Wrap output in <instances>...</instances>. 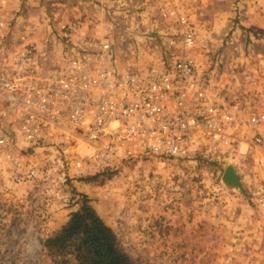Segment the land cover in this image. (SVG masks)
<instances>
[{
	"label": "rangeland",
	"instance_id": "374dc122",
	"mask_svg": "<svg viewBox=\"0 0 264 264\" xmlns=\"http://www.w3.org/2000/svg\"><path fill=\"white\" fill-rule=\"evenodd\" d=\"M172 9L194 24V56L208 83L235 90L245 75L260 71L264 0H12L5 17L15 41L28 35L41 71L62 64L67 39L59 26L67 21L110 42L118 69L125 71L165 59L162 14ZM26 158L52 169L35 185H16L0 171V264H55L42 243L67 222L82 195L137 264H264L263 226L252 233L241 223L251 210L248 194L260 180L252 154L149 157L135 163L138 170L125 164L94 181L73 178L55 155ZM230 164L245 194L222 182Z\"/></svg>",
	"mask_w": 264,
	"mask_h": 264
},
{
	"label": "built area",
	"instance_id": "2783aa9c",
	"mask_svg": "<svg viewBox=\"0 0 264 264\" xmlns=\"http://www.w3.org/2000/svg\"><path fill=\"white\" fill-rule=\"evenodd\" d=\"M11 1L0 0V171L14 184L49 179L51 164L26 158L41 153L84 178L125 164L138 170L149 157L244 151L260 175L248 203L264 219V58L240 92L208 83L194 56V24L172 9L162 14V61L120 71L110 42L67 21L59 26L62 64L41 71L28 35L15 41L10 32Z\"/></svg>",
	"mask_w": 264,
	"mask_h": 264
},
{
	"label": "trees",
	"instance_id": "16d2710c",
	"mask_svg": "<svg viewBox=\"0 0 264 264\" xmlns=\"http://www.w3.org/2000/svg\"><path fill=\"white\" fill-rule=\"evenodd\" d=\"M109 170L87 179L94 181ZM42 247L55 264H137L86 195L80 197L78 208L43 241Z\"/></svg>",
	"mask_w": 264,
	"mask_h": 264
},
{
	"label": "water",
	"instance_id": "95a60500",
	"mask_svg": "<svg viewBox=\"0 0 264 264\" xmlns=\"http://www.w3.org/2000/svg\"><path fill=\"white\" fill-rule=\"evenodd\" d=\"M222 182L227 187L239 189L241 193L245 194V189L241 182L240 175L237 173L235 167L232 164L227 166L222 177Z\"/></svg>",
	"mask_w": 264,
	"mask_h": 264
},
{
	"label": "crops",
	"instance_id": "0c3cea01",
	"mask_svg": "<svg viewBox=\"0 0 264 264\" xmlns=\"http://www.w3.org/2000/svg\"><path fill=\"white\" fill-rule=\"evenodd\" d=\"M243 90V86L242 84L237 88L235 89L234 91H242ZM240 178H241V175H240ZM241 217V216H240ZM242 218V217H241ZM243 220V222L241 223H245V231L246 232H249L248 229L251 230L252 233H254V228L255 229H261L263 226L264 228V219L258 217L254 211L251 209L248 213H246L244 216H243V219H241V221ZM260 224V225H259ZM258 225V226H257ZM248 227V228H247ZM253 229V230H252ZM264 230V229H263ZM262 230V231H263ZM263 234V232H262ZM256 235V234H255Z\"/></svg>",
	"mask_w": 264,
	"mask_h": 264
}]
</instances>
